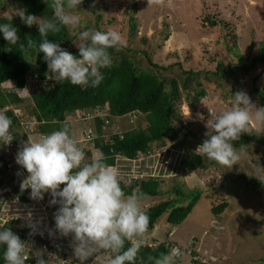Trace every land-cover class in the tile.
<instances>
[{
	"label": "trees",
	"instance_id": "obj_1",
	"mask_svg": "<svg viewBox=\"0 0 264 264\" xmlns=\"http://www.w3.org/2000/svg\"><path fill=\"white\" fill-rule=\"evenodd\" d=\"M82 2L93 15L94 28L92 29L102 30L100 28V5H95L94 0H82ZM51 3L52 0H49L48 6L44 0H23V10L26 13L47 18L52 14ZM7 16L9 15L0 13V22H7L5 20ZM209 19L211 24H217L216 19ZM12 24L17 28L20 42H24L26 37H30L33 40L31 49L21 50L18 46L12 45L10 46L12 50L6 51L7 43L0 36V107L7 106L23 112V116L20 117L11 108L5 111V114L12 120L10 132L13 140L10 143L15 146L14 152L18 151V148L23 147L22 141L27 138L21 134L26 136L28 133L33 135L34 133L39 135L50 133L59 129L65 123L71 127L70 118L75 116L80 117V122L84 129H91L94 132L93 149L103 152L106 157V163L109 165L121 164L123 165V170H127L128 173L124 175L126 177L122 178L121 181V187L125 194H130L133 190H138L142 193V196H154L161 193V180H159L155 172L157 170L137 160L140 154L152 148L154 149L156 146L159 149L167 146L169 153L174 149L176 152H187L189 166L191 167L206 169L212 165L219 166L218 163L208 160L200 153L197 147L204 139H207V136L201 133L198 135L197 131L187 132L185 124L187 117L181 110V105L184 102L189 105L190 110L198 108L201 98L206 96L205 83H203L202 79L198 81L199 72L185 67V64L178 61V59L171 64L160 66L157 60L159 58L168 59L172 53L167 52L163 56H159L157 54L152 55L148 51L143 52L144 58L153 68L146 66L141 69L139 59L124 54L123 50L125 47L119 51L109 49L113 63L111 67L101 69L104 79L97 87H81L68 82L59 84L49 78L50 73L47 74V64L42 59L43 53L36 52V44L40 39L37 26L28 27L24 25L18 15H13ZM229 25L228 23L227 26L229 27ZM76 36L70 33L69 28L62 27L59 33H50L48 39L59 43L61 48L78 56L77 45L81 41ZM75 39L78 42L76 46L74 45ZM228 40L230 43H226L225 46L234 45V38ZM162 46L163 43L159 47ZM253 46L254 41L250 44V49L247 50L248 58L255 53L252 52L253 50L256 51L252 62L244 57V52L240 51L238 55H234L228 49L225 57L229 59L221 58L218 60L216 70H209L205 78L208 80L215 78L220 81H223L222 78H230L233 88H237L239 91L243 90L246 85V82L244 83L246 75L248 77L251 73L255 74L256 76L253 75L252 79L254 82L264 72V45L260 44L258 48ZM154 52H157V50ZM174 54H177V52H174ZM237 56L240 59L239 63L233 59V57L236 58ZM154 69L156 72L153 71ZM170 69L173 71L177 70L174 74L165 75ZM179 70L180 73H178ZM212 74L214 77H212ZM29 76L31 77L29 78ZM33 81H36V84L39 85L34 87ZM252 85L253 91L255 89L258 90L256 82ZM28 97L32 98V104L26 102ZM82 112L86 117L80 116ZM207 112L211 116L210 112L215 113L219 112V110L218 107H209ZM124 115L129 118L131 123L133 115H135V129H127L125 131V124L120 121V116ZM33 119H35L34 124L28 125V121ZM106 121H108L107 125ZM106 126H111L112 129H106ZM207 131L208 129L205 130V133ZM252 143L264 147V134L253 127H250L248 133L241 134L240 139L233 141L236 149L243 148L244 150H250ZM4 147H8V145H0V170H2L3 165H8L11 160L5 154ZM84 151L86 158H90L91 156L88 155L89 151L86 149ZM171 161L173 160L171 159ZM253 161H256V159H253ZM263 161L264 158L259 159V162L262 163ZM244 164L246 166L245 171H240L241 174L233 173L230 177L235 180L245 177L248 183L251 182L253 186L264 187V183L260 178L246 177L252 167L247 162ZM132 170H136L140 175L143 173V176H131ZM18 172L21 175L20 177H25L28 174L23 168ZM244 172L246 173L244 174ZM120 175L124 177L122 174ZM18 183L19 187L16 188L15 192L19 199L22 202L30 201L29 192L27 194L30 189L21 191V181ZM62 187L63 185H61ZM176 194L175 200L166 199L150 204L143 209L149 217L147 231L152 230L157 220L167 211H169L167 221L170 224H181L192 211L202 193L199 188H196V190L188 191L187 194L182 193L178 189ZM50 198L45 193L43 202L46 203L48 217L54 226L53 214L58 206H50ZM2 202L1 200L0 205ZM228 205L229 202L224 200L216 204V206L214 205L212 212L221 214ZM0 213H2L1 209ZM30 224L33 225L31 221H26L21 217H12L3 226L9 227L21 240L27 239L26 245L32 251H36L39 250V247H42V241L39 237L40 230H35L31 233L33 228L29 227ZM176 242L177 244L170 242L173 245L171 247L169 243L164 242L158 244L145 243L138 251L135 264H154L155 258H158L162 253L171 251L173 248L178 249L180 253L176 264H210L207 262L209 258L206 255L207 253L201 254L199 251L197 252L195 247L196 238H192L187 245H183L177 240ZM127 247L128 243L126 242L125 248ZM51 250L56 253L52 254L45 251L44 256H47V260L52 259L53 264H76L78 262L82 264L87 260H92L91 264H104L106 256L110 255V253H106L104 257H99L94 254L82 262L78 261L71 247V235L68 237L58 235L57 241L51 247ZM186 250L191 254L190 263L182 262L181 257L183 253H186ZM204 258L206 259L204 260ZM36 259L29 251V259L26 264H36ZM0 264H4L2 249H0Z\"/></svg>",
	"mask_w": 264,
	"mask_h": 264
},
{
	"label": "rangeland",
	"instance_id": "obj_2",
	"mask_svg": "<svg viewBox=\"0 0 264 264\" xmlns=\"http://www.w3.org/2000/svg\"><path fill=\"white\" fill-rule=\"evenodd\" d=\"M94 4L100 5L102 31L115 30L121 33L126 41L124 54L139 59L141 69L146 66L153 68L144 58L143 52L148 51L152 55L159 56L170 52L172 53L170 58L157 60L160 66L171 64L178 59L185 64V67L199 72L198 81L202 79L205 83L206 96L201 98V103L195 110H190L186 102L181 105V110L187 117L185 121L187 132L197 131L198 135L201 133L205 136L207 121L213 119L207 109L218 107L221 112L229 108L232 105L233 93L239 91L232 87L230 78H222L223 81L215 78L206 79L208 71L216 70L218 60L221 58L229 59L225 57L228 49L234 55H238L240 51L244 52V57L252 62L256 51L253 50L252 52L255 53L248 58L247 50L250 49V44L254 41V48H258L260 44L264 45V0H158V3H151L148 0H94ZM17 10H23V0L0 2V13L3 15H15ZM73 11L80 20V27L76 31L94 28L93 15L86 9L84 2L79 5V9ZM209 18L216 19L217 24H211ZM76 31L70 30V33L75 36ZM233 38L234 45L225 46L226 43H230L228 39ZM161 43L163 46L159 47ZM77 44L75 39L74 45ZM156 50L157 52H154ZM233 59L237 63L240 62L238 56ZM155 69L154 72H156ZM175 71L170 69L165 75L174 74ZM253 75L256 76L253 73L248 77L246 75L243 91L248 94L256 107H262L264 106V100H262L264 98H261L264 97V72L254 82ZM212 77H214L213 74ZM255 82L258 90L253 91L252 84ZM37 85L39 84L35 81L33 86L37 87ZM26 100L29 104L32 98L28 97ZM135 118L133 115L131 123L127 116H120V121L125 124V131L135 129ZM70 119L73 124L70 127L72 135L80 132L82 126L76 120ZM250 127L260 131L261 126L253 120L250 122ZM107 128L112 129L111 126ZM262 133L264 134V131ZM28 134L26 136L21 134L27 137L25 142L28 138L38 139L39 135L35 137ZM79 139L76 138V140ZM14 147L11 143L8 147H4L5 154L11 160L8 165H1L2 170H0V178L3 179V181L0 179V194L8 192L7 195H0V201L4 202L6 199L5 208L3 210L1 206V212L9 209L17 216L30 220L32 216L40 215L42 212L40 208L45 207V202H43L44 199H30L26 203L27 207L17 202L19 196L15 191L19 187L18 182L26 176L20 177L18 171L21 168L15 161L17 151L14 152ZM85 147L86 150H90L91 144L86 146L83 144V148ZM245 152L246 158L230 168L219 164L206 169L189 166L185 151L176 152L174 149L169 153L167 148L159 149L156 146L140 154L137 160L154 167L157 170L155 171L157 177L161 180V193L154 196H142L140 200L142 209L166 199L175 200L178 189L187 194L188 191L199 188L202 193L190 215L181 224H170L167 221L169 211L164 213L157 220L154 228L145 233V243L164 242L169 243L171 247L173 246L171 243L177 244L176 240L187 245L192 238H196L197 252L207 253L209 257L207 262L210 264H264V187L253 186L245 177H240L239 180L230 177L233 173L241 174L240 171H245L244 163L247 162L252 168L246 177L260 178L264 183V161L259 162L260 158H264V147L252 143L250 150L245 149ZM90 154L92 155V152ZM168 154L170 155L167 156ZM171 159L173 161L170 162ZM113 167L123 176L128 173L127 170H123L121 164L113 165ZM137 175L140 174L136 170L131 171V176ZM140 176H143V173ZM7 182L9 191L5 189ZM28 192L30 191H27V194ZM13 197L17 199H12ZM11 199L16 204L8 203ZM224 200L229 202L228 207L223 213L214 214L212 207ZM11 217L15 216L4 215L5 219L0 218V223ZM38 220H42V217ZM105 254L101 252L95 256L104 257ZM190 256V252L186 250V253L182 254V262L190 263ZM44 258L47 260V256ZM48 261L49 264H53L52 259ZM91 262L92 260H87L82 264H91Z\"/></svg>",
	"mask_w": 264,
	"mask_h": 264
},
{
	"label": "clouds",
	"instance_id": "obj_3",
	"mask_svg": "<svg viewBox=\"0 0 264 264\" xmlns=\"http://www.w3.org/2000/svg\"><path fill=\"white\" fill-rule=\"evenodd\" d=\"M44 2L49 6V0ZM148 2L158 3V0ZM81 4L82 0H52V14L47 18L24 10H17L15 15L20 17L24 25L37 26L40 39L36 44V52L43 53L42 59L47 64L50 79L59 84L68 82L81 87H97L104 79L101 69L109 68L113 63L109 49L119 51L125 47L126 41L115 30L76 31L80 27V20L73 10L79 9ZM12 19L13 15H9L5 17L7 22H0V36L7 43L5 50H12V45L21 50L31 49L33 40L26 37L24 42H20ZM62 27L76 31L81 41L77 45L78 56L48 39L50 33H59ZM9 108L0 107V145H8L13 140L10 132L12 120L5 114ZM11 109L18 116H23V112ZM210 113L213 119L207 121V139L197 148L208 160L230 168L247 156L243 148L238 150L234 147L233 141L250 131V122L254 120L261 126L260 132L264 131V106L256 107L248 94L240 90L233 93L230 108L219 114ZM81 115L83 116V112ZM71 118L82 126L80 117ZM34 122L35 119L28 121V125H33ZM107 123L108 121L106 125ZM88 130L92 132L93 138L82 143L76 140L79 136L83 138ZM88 130L82 126L80 132L72 135L70 126L65 123L57 130L40 134L38 139L28 138L27 142L22 141L23 147L18 149L15 161L28 175L21 181L20 189H30L29 198L33 200L44 199L45 193L51 197L49 205L58 206L53 214L55 232L61 237L71 235V247L78 261L82 262L94 254L105 252L110 255L106 256L104 264H135L138 251L145 244L144 235L149 223V217L140 205L142 193L133 190L130 194H125L121 187L120 173L113 165L106 163L103 152L94 151L95 135L91 129ZM84 143L91 144V149L88 150L90 158H86L82 146ZM12 199L8 203H15ZM4 200L0 205L3 210L6 205V199ZM17 202L27 207V202L20 199ZM40 209L42 212L35 219H44L45 211L48 216L46 203L45 208ZM0 218H4V212L0 213ZM5 222L0 224V249L4 264H26L29 251L37 258L36 264H49L44 258V252L29 249L17 234L3 226ZM29 227L34 228V225L30 224ZM52 234L50 231L49 235ZM179 254V250L173 248L155 258L154 264H176Z\"/></svg>",
	"mask_w": 264,
	"mask_h": 264
},
{
	"label": "built area",
	"instance_id": "obj_4",
	"mask_svg": "<svg viewBox=\"0 0 264 264\" xmlns=\"http://www.w3.org/2000/svg\"><path fill=\"white\" fill-rule=\"evenodd\" d=\"M83 116L86 117L85 114ZM90 138H93V134H92V132L90 130H88L86 135H84L83 138H80L77 141L82 143L83 141L89 140ZM84 149H86V148H84ZM4 215L17 216L12 210H9V209H8V211L4 212ZM43 217H44V219L38 220V218L35 219L36 217L32 216L31 219L28 220V221H31L33 223V225H34V228L32 229L31 233L34 232L35 230H40V236L39 237H40V239L42 241L41 242L42 247L41 248L39 247V250H41L42 252L48 251V252H50L52 254H55L56 252L51 250V247H53L55 245V243L57 241L58 234L55 232V228L52 225V223L50 222V219L47 216V212L46 211H45V215ZM4 222H2L0 224H3ZM50 231L53 233L52 235H49ZM26 240L27 239H22L21 241L26 243ZM49 246H50V248H49Z\"/></svg>",
	"mask_w": 264,
	"mask_h": 264
},
{
	"label": "crops",
	"instance_id": "obj_5",
	"mask_svg": "<svg viewBox=\"0 0 264 264\" xmlns=\"http://www.w3.org/2000/svg\"><path fill=\"white\" fill-rule=\"evenodd\" d=\"M38 135H39V134H35L34 136L36 137V136H38ZM38 138H39V137H38ZM10 183H11V182H10ZM10 183H9V184H10ZM14 183H15V182H14ZM14 183H13V184H14ZM8 186H9V185H8V182H7L6 187L9 189ZM14 186H16V184H14Z\"/></svg>",
	"mask_w": 264,
	"mask_h": 264
}]
</instances>
